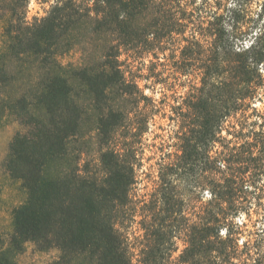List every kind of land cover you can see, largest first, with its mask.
Wrapping results in <instances>:
<instances>
[{
  "label": "trees",
  "instance_id": "1",
  "mask_svg": "<svg viewBox=\"0 0 264 264\" xmlns=\"http://www.w3.org/2000/svg\"><path fill=\"white\" fill-rule=\"evenodd\" d=\"M252 2L54 0L28 22L7 1L0 110L21 130L2 166L25 198L0 264L28 243L57 250L50 264H264V5ZM150 125L163 133L142 170Z\"/></svg>",
  "mask_w": 264,
  "mask_h": 264
},
{
  "label": "rangeland",
  "instance_id": "2",
  "mask_svg": "<svg viewBox=\"0 0 264 264\" xmlns=\"http://www.w3.org/2000/svg\"><path fill=\"white\" fill-rule=\"evenodd\" d=\"M8 0H0V16L5 15V4ZM54 0H27L26 3L23 0H15V7L18 14H24L26 20L31 22L34 18H41L47 14L51 4ZM261 5H264V0H253L251 4V10L254 13L260 11ZM264 22V15L261 18ZM264 24V23H263ZM2 23H0V46H2ZM79 60V54L71 52L65 55L61 61L63 64L73 63L75 64ZM264 75V72H263ZM143 85V83H141ZM12 90L11 92H13ZM156 95L155 97H157ZM262 103H257L256 107L264 110V88L262 93ZM162 124V122L160 123ZM90 126V125H89ZM21 130L19 124L11 116H2L0 110V249L5 247L8 241V237L11 230V214L15 207L21 204L25 198L24 192L20 188L19 184L13 181L7 172L4 170L2 163L7 155L8 146L11 142L14 134ZM162 131L157 130L155 132L154 126L150 125L148 133L144 135L142 141V156H143V168H148L154 163V160H149L152 156L150 152L153 150L154 144L159 143V139H156V134H162ZM89 134L92 137L88 138L86 142L85 150L89 152L92 158L97 157L95 152L97 151L96 140L93 131L89 130ZM141 173V172H140ZM140 175V174H139ZM143 178V175H140ZM144 183V182H143ZM142 187V185L140 186ZM141 192V191H140ZM181 245L179 249H181ZM58 257L57 250L50 249L48 251H38L33 244L28 243L25 246L24 251L17 257L18 264H50L54 262Z\"/></svg>",
  "mask_w": 264,
  "mask_h": 264
}]
</instances>
